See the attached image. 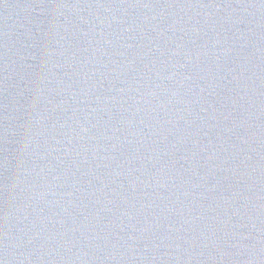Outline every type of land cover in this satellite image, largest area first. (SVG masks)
Instances as JSON below:
<instances>
[{
    "label": "water",
    "instance_id": "obj_1",
    "mask_svg": "<svg viewBox=\"0 0 264 264\" xmlns=\"http://www.w3.org/2000/svg\"><path fill=\"white\" fill-rule=\"evenodd\" d=\"M2 264H264V0H0Z\"/></svg>",
    "mask_w": 264,
    "mask_h": 264
},
{
    "label": "snow or ice",
    "instance_id": "obj_2",
    "mask_svg": "<svg viewBox=\"0 0 264 264\" xmlns=\"http://www.w3.org/2000/svg\"><path fill=\"white\" fill-rule=\"evenodd\" d=\"M0 264H2V262H0Z\"/></svg>",
    "mask_w": 264,
    "mask_h": 264
}]
</instances>
